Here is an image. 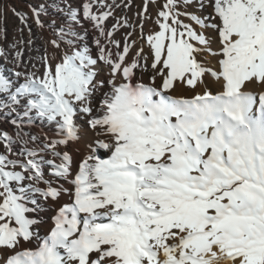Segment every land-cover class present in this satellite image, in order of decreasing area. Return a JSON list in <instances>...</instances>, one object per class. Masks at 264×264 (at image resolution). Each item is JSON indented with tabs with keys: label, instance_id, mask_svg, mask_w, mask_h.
Segmentation results:
<instances>
[{
	"label": "snow or ice",
	"instance_id": "1",
	"mask_svg": "<svg viewBox=\"0 0 264 264\" xmlns=\"http://www.w3.org/2000/svg\"><path fill=\"white\" fill-rule=\"evenodd\" d=\"M97 3L111 8L86 0L83 17L104 35L111 12L94 13ZM65 5L68 20L78 23V9ZM176 7L177 0H166L159 30L146 37L151 84L133 82L142 50L128 63L127 38L116 58L96 41L98 59L110 69V90L96 109L92 98L105 82L95 79L98 60L77 44L72 23L57 32L73 37L66 40L70 50L54 67L45 56L42 74L17 71L22 50L15 52V79L0 74V117L13 127L0 129V264H264V90H247L252 83L264 89V0H213L219 23L211 25L184 13L217 32L218 52L178 19ZM43 10L31 9L37 25ZM8 11L26 24V14L0 6V16ZM110 43L119 49L118 41ZM201 52L221 57L218 71L197 59ZM205 75L221 90L205 85L190 97L167 94L177 83L195 90ZM77 113L88 117L95 137L69 190L46 179L44 166L57 180L71 175L72 156L58 149L80 142ZM37 118L54 123L57 138L25 130ZM62 193L71 202L58 206L41 237L28 214L40 212L41 199L55 202ZM34 239L35 247L24 246Z\"/></svg>",
	"mask_w": 264,
	"mask_h": 264
},
{
	"label": "bare ground",
	"instance_id": "2",
	"mask_svg": "<svg viewBox=\"0 0 264 264\" xmlns=\"http://www.w3.org/2000/svg\"><path fill=\"white\" fill-rule=\"evenodd\" d=\"M85 2L86 0H67V4H70L73 8L78 9L79 22L72 23L67 18V8L65 5V0H37L36 5H35L36 9H40L41 5L44 6V10L40 12V19L42 21V25H34L32 29L30 30V34L28 35L29 37L26 38V44L23 45V49H22L23 56L21 57V60L19 62V67L16 68V70L23 71V72H36L37 74H42L43 69H44L43 58L45 56H47L48 61L51 65H53L54 62L57 63L60 58H58L57 56L51 57L49 55L52 49V48L50 49V46H49L51 42L50 43L48 42V39H47L48 36L46 34V31H44V29L49 30V32H51L52 34L51 36L53 38L58 39L60 38L57 35L59 27L61 25H67L69 23H72V29L76 33V37H74V39H76L77 44L80 47H87L89 54L94 59L98 60L97 76L95 77V79L97 81L103 80L105 82L103 87L100 88L94 94L92 98L93 107L94 109H96L99 107V101L102 99L103 93L110 90L107 84V80L110 79V76H109L110 69L102 61L98 59L99 47L96 41L99 40L100 46L106 48L107 50H110L113 55H116L117 51L121 52L123 48L121 46V41L125 43L126 38H127L128 44H133V48L135 50L133 54L134 57H136L137 51H140L139 48L143 47V49H141L142 55L140 57L141 67L134 70L135 78L133 82L135 83L139 81L142 83L151 84L153 82L151 81L150 78L154 74L151 68L152 59L149 58L150 56H146L145 50L147 49L151 50L149 44L147 43L146 37L147 35L153 33L154 30L152 26L150 25L151 21H150L149 16H147L145 10L137 11L132 5L131 0H112V1L104 0V4L110 5L111 8L103 7V12L110 11L111 15L106 17L105 20L102 22L101 26L104 29V35H101L99 29H97L94 26V23L83 17L82 6ZM88 2H90V0H88ZM55 5H59V7H56ZM99 5L101 4L99 3L94 4L93 8ZM125 5H127V7H125ZM61 9H64V11H61ZM93 12L96 14L102 13L99 10H96ZM142 12L144 13L143 17L140 16V13ZM195 15L199 16L198 14H195ZM125 18H126V23H125ZM141 20H143V30H141V26H140ZM53 21H55L56 23L53 24ZM169 23H171V21H169ZM117 24H119V26L115 30H113V26ZM42 26L44 27V29L41 28ZM106 29H109V31H113V35L111 37L107 36V33L105 31ZM157 29L159 30L158 25H157ZM199 31L198 33H200ZM129 33H131V36L128 35ZM208 33H209V40H210L209 46L212 48L213 52H218L220 44H219L217 32L214 29H211L208 31ZM94 37H96V39H94ZM70 38H73V37L66 36L63 38V40L66 41L67 39H70ZM113 39L119 42V49L117 48L116 45H113L110 43V40H113ZM143 40H145V42L148 44L147 45L148 48L144 47ZM29 41H31V43H29ZM8 46L10 47V45ZM16 50L17 51L21 50V48L17 47L16 45L14 51L16 52ZM3 52H4V55H0V67L3 71L2 74L15 79V77L12 75V72H11V70L14 67H16L15 55L14 56L12 55L11 50L9 48L5 49ZM203 53H204L203 58L205 62H207V65L205 66L212 70L213 69L216 70L217 68L219 69V67L217 66V63H218V58L220 56L210 55L208 52H203ZM126 61L128 63L131 62V60H127V57H126ZM119 80L120 78L117 77L118 82ZM161 83H162L161 78L157 77L154 82V86L159 87ZM205 85L213 93L221 90L219 82L214 77H212L211 75H205L204 84L199 85L195 90L187 88L186 86L181 85L180 83H177L175 88L173 90H170L167 94L173 95V96L190 97V96H193L201 92L203 88L205 87ZM247 89L250 90L251 92H254L255 90L257 91L262 90V88L257 86L255 83L249 84ZM0 118L2 119L3 121L2 123L4 124V126L9 131L13 132L12 125L7 120H5L3 117H0ZM74 119H75V123L78 128L79 135L81 137L80 142L79 143L70 142L67 146H60L58 149L60 151H68L70 155L72 156L71 175L69 176L67 180L63 178H60L57 180L56 178L51 177L49 175L48 166L47 165L44 166V173H45L46 179H52L54 186L67 188L69 190H71L72 188L70 181L75 176L76 172L78 171L79 163L83 159V156L87 154L85 146L87 143L92 141L95 137V133L87 126L86 121L88 117L86 115H81L77 113ZM25 130H31L33 134L40 133L42 135H47L50 138H57V131H58L54 123L48 122L46 120H41L39 118H37L34 121L33 125H28ZM12 146H13V150L16 153L20 152L21 146L18 143L14 142ZM99 154H101L103 157L104 150L101 149ZM44 155L46 159L53 158L51 157L50 154L45 153ZM70 202H71V199L67 193H62L59 200L55 202L51 200L44 201L41 199L40 212L38 214L31 213L33 217L31 218L36 219L39 222L37 226H34V230L37 231L41 237L46 235L47 228L53 226L52 218L55 216L58 206L64 203H70ZM29 207H31V205H29ZM30 245L31 244H25L24 246L25 247L33 246V245L30 246ZM220 264H227V262L221 261Z\"/></svg>",
	"mask_w": 264,
	"mask_h": 264
},
{
	"label": "rangeland",
	"instance_id": "3",
	"mask_svg": "<svg viewBox=\"0 0 264 264\" xmlns=\"http://www.w3.org/2000/svg\"><path fill=\"white\" fill-rule=\"evenodd\" d=\"M36 1L37 0H0V6L14 7L21 14H26V21H27L26 24L22 25L20 23L19 19L17 18V16H15L11 11H8L6 16H0V50L4 51L5 49L9 48L11 50L12 55L14 56L15 55L14 49H15L16 45H17V47L21 48V50L23 49V45L26 44V38L29 37L28 35L30 34V30L32 29V27L34 25H37L35 22V18L33 17V14L31 11L32 8H35ZM106 1H112V0H106ZM165 2H166V0H148V2H147L146 14L150 18V21H151L150 25L152 26L154 32L158 31L157 23H156V21L158 19L157 13L161 10V7ZM131 3L137 11L145 10V0H131ZM212 5H213V0H211V1L210 0H203V7H200V0H189L188 4H185L184 0H177L176 10L179 13H181V15L178 17V19L183 24L190 25L197 32L200 30L199 32L202 31V33H203V31H204L203 34L204 35L207 34L206 37L209 38L208 31L213 29V28L201 27L200 25L196 24L190 18L189 15H185L184 13L198 14L199 17H201V15H202L201 19L204 20V23L206 25L219 23L218 18H214V14H213L214 11H213ZM96 10L103 12V6L99 5V6H95L94 8H92V11H96ZM199 27H201V28H199ZM41 28L44 29L43 26ZM44 31H46V34L48 36L47 39H48L49 43L52 42L53 40H56L57 44L59 45V47H54L52 45V43L49 44L50 49L52 48L50 51V54H49L51 57L57 56L58 58H60L64 52L70 50L69 46L65 40H63L61 38H58V39L53 38L51 36L52 34H51V32H49V30L44 29ZM105 31L107 33L109 31V29H106ZM94 39H96V37H94ZM21 41H22V44L20 43ZM143 42H144L143 43L144 47L148 48L147 47L148 44L145 42V40H143ZM8 45H10V47ZM124 45H125V43L121 41V46L123 48H124ZM123 48H122L121 52H123ZM141 49H143V47L139 48V50H141ZM134 52H135V50L133 48V44H129V52L126 56L127 60L132 61V59L134 58V55H133ZM145 54H146V56H150L149 58L152 59L151 50H149V49L145 50ZM203 55H204L203 52L199 53L197 56V59L199 61H201V63H203L204 65H207V62H205ZM22 56H23V52H22ZM115 56L116 55H113V58ZM219 59H221V57L218 58V61H219ZM54 65H55V62L53 63L52 66L54 67ZM217 66L219 67L218 63H217ZM217 69L216 70L213 69V70L218 71L219 69L218 70ZM2 73H3V71L0 67V74H2ZM262 90H264V89H262ZM260 91L255 90L253 93L258 95V93ZM257 103H258V101H257ZM2 122L3 121L0 118V129H4V130L9 131L4 126V124ZM9 132L12 133L11 131H9ZM3 150H4L3 146L0 145V152H3ZM56 162L59 163V160H57ZM28 215L30 218L32 217L31 213H29ZM48 229L50 230L51 227L47 228V232L49 231ZM36 244H37V241L34 239L31 242V245H33L32 247H35Z\"/></svg>",
	"mask_w": 264,
	"mask_h": 264
}]
</instances>
